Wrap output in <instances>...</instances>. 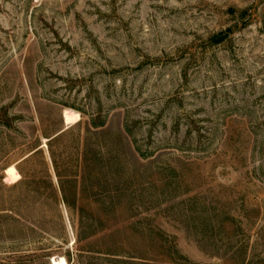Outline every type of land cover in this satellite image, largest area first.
<instances>
[{
  "label": "rangeland",
  "instance_id": "374dc122",
  "mask_svg": "<svg viewBox=\"0 0 264 264\" xmlns=\"http://www.w3.org/2000/svg\"><path fill=\"white\" fill-rule=\"evenodd\" d=\"M0 264H264V0H0Z\"/></svg>",
  "mask_w": 264,
  "mask_h": 264
},
{
  "label": "trees",
  "instance_id": "16d2710c",
  "mask_svg": "<svg viewBox=\"0 0 264 264\" xmlns=\"http://www.w3.org/2000/svg\"><path fill=\"white\" fill-rule=\"evenodd\" d=\"M93 124H97L94 119H92ZM72 129V127H67V129H65V127L60 131V133L55 134L56 136H52L50 137V139L48 140V145L49 147H51V145L53 143H55L56 141H59L62 136L67 133V131H70ZM125 131L126 133L129 135L131 133V130L129 128L128 125H126L125 127ZM89 135H99V133H92L91 131H88ZM131 143V142H130ZM135 146V145H134ZM84 148L82 149V151H80V158L81 161L79 162V164L81 163V171L80 174L78 176H75L73 178L64 179V176L62 174V168L63 165L60 163L59 159H57V155L53 152L50 151V157H51V162L54 168V171L56 173V176L58 178V183H59V189H56V187L54 186L53 182H52V178L49 174V167H48V162L44 159V164L46 166L47 169V180H46V193L47 195H49L50 198H53L55 203H63V205H65V207L67 208V210L72 213V212H76L78 214L77 216V221H76V230H77V234H78V240H80V237L82 235H86L90 232H92L95 228V223L91 222L89 223V221L87 219H85V208L83 205H81L80 203H78V199L74 198V199H70L68 198V196L65 194L64 188H65V184L68 183L69 185H71L72 188L75 189V194H77V188L81 187L83 189V185H85V183L89 180V166L93 163L95 164L97 161H99V154L98 153H93L91 146L87 145V143L85 144V146H83ZM136 150L139 151L138 146L136 145L135 147H133ZM40 149L38 150H33L30 153V156H28L27 158H25L22 162L27 163L28 161H30L34 155H38ZM17 170L19 171V173L21 174V179H25L26 175L24 173V171L20 168L19 165L16 166ZM59 193H61V196L59 197ZM116 205V203H110V214L111 215H115L116 210L114 209V206ZM60 211V210H59ZM58 217L59 219L62 220V215L61 212L58 213ZM62 243H64L62 241ZM68 262L70 261V258L65 255L64 256Z\"/></svg>",
  "mask_w": 264,
  "mask_h": 264
},
{
  "label": "water",
  "instance_id": "95a60500",
  "mask_svg": "<svg viewBox=\"0 0 264 264\" xmlns=\"http://www.w3.org/2000/svg\"><path fill=\"white\" fill-rule=\"evenodd\" d=\"M64 116V115H63Z\"/></svg>",
  "mask_w": 264,
  "mask_h": 264
}]
</instances>
